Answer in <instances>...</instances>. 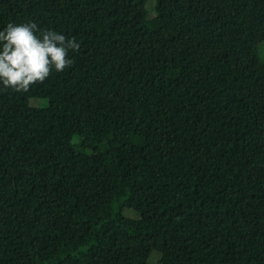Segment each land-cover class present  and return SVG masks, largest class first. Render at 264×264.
<instances>
[{"label": "trees", "instance_id": "1", "mask_svg": "<svg viewBox=\"0 0 264 264\" xmlns=\"http://www.w3.org/2000/svg\"><path fill=\"white\" fill-rule=\"evenodd\" d=\"M150 1L0 0L80 45L0 87V264H264V0Z\"/></svg>", "mask_w": 264, "mask_h": 264}, {"label": "clouds", "instance_id": "2", "mask_svg": "<svg viewBox=\"0 0 264 264\" xmlns=\"http://www.w3.org/2000/svg\"><path fill=\"white\" fill-rule=\"evenodd\" d=\"M79 46L75 38L40 29L35 22L8 23L0 28V87L27 91L70 67L68 53Z\"/></svg>", "mask_w": 264, "mask_h": 264}, {"label": "rangeland", "instance_id": "3", "mask_svg": "<svg viewBox=\"0 0 264 264\" xmlns=\"http://www.w3.org/2000/svg\"><path fill=\"white\" fill-rule=\"evenodd\" d=\"M154 1H150L147 6H146V10H147V13L150 14V15H153L154 14ZM96 52H92L89 56V61L95 56ZM31 105L33 106H38V107H43L44 106V101L42 100H39V101H35V100H32L31 101ZM259 121L261 123L264 122L263 119H260L259 118ZM123 214L124 216L128 217V218H132V219H137L138 218V214L130 209H124L123 210ZM160 258V254L157 253V252H153L148 260V264H157L158 263V260Z\"/></svg>", "mask_w": 264, "mask_h": 264}]
</instances>
